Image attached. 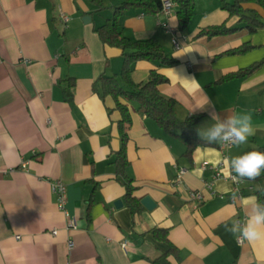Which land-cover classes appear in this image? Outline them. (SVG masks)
I'll return each instance as SVG.
<instances>
[{
	"label": "crops",
	"instance_id": "1",
	"mask_svg": "<svg viewBox=\"0 0 264 264\" xmlns=\"http://www.w3.org/2000/svg\"><path fill=\"white\" fill-rule=\"evenodd\" d=\"M120 3L104 0L102 12L90 0H0V264H152L167 248L154 239L153 227L168 230L179 256L169 257L174 263L264 264V240L237 243L225 231L226 222L244 218V200L255 196L258 185L245 181L242 196L232 201V183L218 179L208 188L204 183L213 172L201 167L264 146V26L250 32L219 0H195L193 16L180 30L175 5L166 19L177 29L180 47L175 49L156 14L133 7L123 11L122 35L154 38L177 61L160 67L136 61L130 74L134 83L155 68L167 78L157 88L176 101L179 120L200 114L197 128L210 126L208 110L214 106L221 119L249 112L255 128L247 143L233 145L225 156L215 143L198 145L187 158L177 137L145 116L136 102L120 97L131 119L126 174L133 196L155 203L132 213L113 163L122 115L97 82L101 74L121 70L122 49L104 44L95 32ZM242 6L255 10L264 24V7ZM61 13L68 17L66 26ZM222 23L235 30L197 36ZM238 47L247 48L229 52ZM252 65H258L252 73L226 78ZM179 168L184 172L175 183ZM223 171H229L226 164ZM56 178L66 184L65 207L76 228H67V217L56 206L50 189ZM189 191H199L202 199H190Z\"/></svg>",
	"mask_w": 264,
	"mask_h": 264
},
{
	"label": "trees",
	"instance_id": "2",
	"mask_svg": "<svg viewBox=\"0 0 264 264\" xmlns=\"http://www.w3.org/2000/svg\"><path fill=\"white\" fill-rule=\"evenodd\" d=\"M100 10L103 8L102 0H92ZM221 8L226 10L230 16L236 15L240 22H244L250 32L264 26L259 20V14L252 9H246L242 6L244 3H256L264 7V0H219ZM195 0H176V15L178 19V29L187 26L194 13ZM130 7L140 8L148 13L156 14L161 7L160 0H121L118 7H115L112 16L102 25L95 28V32L104 44L116 46L122 49V65L120 73L117 75L101 74L97 82L99 83V91L102 96L111 95L116 100V107L121 112V119L118 122L120 134V148L115 154L113 161L117 176L123 184L125 193L123 195L125 202L129 206L132 213L141 210L142 205L139 200L133 196L135 187L132 180L126 174V167L129 162L126 157V145L128 141L127 129L131 123L129 110L126 105L119 102V98L136 102L138 109L147 117L155 121V123L166 133L177 137L185 146L184 156L191 157L193 150L200 144H210L200 140L197 136L196 129L201 119L200 114L190 115L183 120H179L175 115L176 101L171 97L162 95L158 90L160 83L166 82L167 78L157 70L151 69L147 79L140 83H134L130 74L133 64L138 60H148L160 66H171L177 63L176 60L168 57L162 50L159 43L154 38L143 40H132L122 35L119 29V19L125 9ZM235 28H228L224 23L203 28L197 36L212 37L219 34L233 32ZM247 47H238L230 50L231 53L243 52ZM258 65L238 70L236 73L228 74L226 78L234 76H244L252 73ZM73 83L69 85L71 87ZM98 91L96 86L93 87ZM72 96L70 91H66V98ZM264 152V146L259 150ZM258 188L253 191L254 195L264 202V195L259 189H264V172L254 181ZM154 239L158 242H164L167 248L162 250L159 256L151 260L152 264H178L172 262L169 257L175 256L179 260L177 248L169 242L167 238L168 230L162 227H153L150 230Z\"/></svg>",
	"mask_w": 264,
	"mask_h": 264
},
{
	"label": "clouds",
	"instance_id": "3",
	"mask_svg": "<svg viewBox=\"0 0 264 264\" xmlns=\"http://www.w3.org/2000/svg\"><path fill=\"white\" fill-rule=\"evenodd\" d=\"M208 115L213 123L196 129L199 139L207 143L239 146L247 143L249 137L255 135L252 115L249 112H234L221 119L215 107L211 106ZM225 164L229 169V179L233 183L254 182L264 172V152L249 151L225 160ZM259 191L264 195V189ZM244 204L247 207L244 218L232 220L231 223L226 222L225 231L236 237L237 243L264 240V202L257 196H251L244 200Z\"/></svg>",
	"mask_w": 264,
	"mask_h": 264
},
{
	"label": "built area",
	"instance_id": "4",
	"mask_svg": "<svg viewBox=\"0 0 264 264\" xmlns=\"http://www.w3.org/2000/svg\"><path fill=\"white\" fill-rule=\"evenodd\" d=\"M160 10L156 13L157 17H159V25L163 27L167 32L171 34V42L172 45L175 49H178L180 47V42L179 38L177 36V29L174 26H171L168 22H166V19L170 17L174 11V7L176 5V0H160ZM61 20L65 24V26L68 23V17L61 13ZM233 145H225V144H220L219 143V148L223 152V155L225 156V153L228 149H230ZM24 164V163H23ZM202 168H210L213 172L212 174V180L205 182L204 184L212 189L213 186V181L218 180V179H223V180H228L232 183V190L234 192V195L232 196L231 200L235 201L237 198H240L242 196V189H243V184H235L229 179V171L225 173L223 171V168L225 167V157L223 160H221L219 163L212 164L209 162H202L201 164ZM184 172L183 168H179V172L175 178V183H180L181 182V175ZM50 189L51 193L55 196V203L58 209L64 212V214L67 217V228H76L77 227V221L76 218L69 215L68 212L66 211V200H67V194H66V184L61 180L60 178L52 179L50 181ZM188 196L190 199L199 201L202 199L201 193L199 191H189ZM235 197V198H233ZM52 234H55L57 232L56 229H53ZM19 236H16L18 238ZM68 247L72 248L73 247V241L69 240L68 241Z\"/></svg>",
	"mask_w": 264,
	"mask_h": 264
},
{
	"label": "water",
	"instance_id": "5",
	"mask_svg": "<svg viewBox=\"0 0 264 264\" xmlns=\"http://www.w3.org/2000/svg\"><path fill=\"white\" fill-rule=\"evenodd\" d=\"M83 22H89V20H90V17L89 16H84L83 17ZM140 203L144 206V207H146L147 209H151V208H153L154 206H155V203L149 198V197H144V198H142L141 200H140ZM121 201L120 200H116L115 202H114V206L115 207H120L121 206Z\"/></svg>",
	"mask_w": 264,
	"mask_h": 264
},
{
	"label": "rangeland",
	"instance_id": "6",
	"mask_svg": "<svg viewBox=\"0 0 264 264\" xmlns=\"http://www.w3.org/2000/svg\"><path fill=\"white\" fill-rule=\"evenodd\" d=\"M90 1H91V2H93L92 0H90ZM102 1H104V0H102ZM200 1H201V0H200ZM198 2H199V0H198ZM96 8H97V7H96ZM100 10L102 11V10H103V8H102V9H100ZM100 10H99V11H100ZM104 10H105V9H104ZM104 10H103V11H104ZM106 10H108V11H111V13H112V11H113L111 8H107ZM103 11H102V12H103ZM109 13H110V12H109ZM109 13H108V14H109Z\"/></svg>",
	"mask_w": 264,
	"mask_h": 264
}]
</instances>
